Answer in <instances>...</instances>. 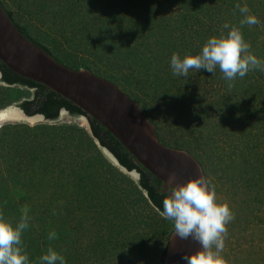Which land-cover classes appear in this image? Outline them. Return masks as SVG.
<instances>
[{
	"label": "rangeland",
	"instance_id": "obj_1",
	"mask_svg": "<svg viewBox=\"0 0 264 264\" xmlns=\"http://www.w3.org/2000/svg\"><path fill=\"white\" fill-rule=\"evenodd\" d=\"M0 2L54 58L115 83L161 143L199 162L217 202L233 214L223 264H264V72L229 82L218 68L185 77L169 66L172 54L196 55L208 38L226 35L225 23L264 60V0ZM237 4L259 23L241 26ZM32 92L0 82V112ZM0 130V215L15 225L29 209L21 250L31 264L49 247L66 264H161L173 223L92 138L86 120L7 118Z\"/></svg>",
	"mask_w": 264,
	"mask_h": 264
},
{
	"label": "water",
	"instance_id": "obj_2",
	"mask_svg": "<svg viewBox=\"0 0 264 264\" xmlns=\"http://www.w3.org/2000/svg\"><path fill=\"white\" fill-rule=\"evenodd\" d=\"M0 60L15 74L49 87L99 122L139 164L162 182V189L167 194L172 185L204 176L199 162L189 152L159 141L156 126L136 100L112 81L86 68L72 69L35 45L20 32L1 3ZM9 109L19 112L20 116H16L19 120H46L41 114L27 115L20 107ZM60 113L67 111L61 109ZM81 118L87 121L85 116ZM103 149L119 168L139 178L136 170L128 171L108 149ZM200 247L191 236L181 238L173 230L167 241L163 264H185L182 254L195 253Z\"/></svg>",
	"mask_w": 264,
	"mask_h": 264
},
{
	"label": "clouds",
	"instance_id": "obj_3",
	"mask_svg": "<svg viewBox=\"0 0 264 264\" xmlns=\"http://www.w3.org/2000/svg\"><path fill=\"white\" fill-rule=\"evenodd\" d=\"M235 7L243 16L241 26L259 23L255 15L249 14L246 5L237 4ZM223 29L228 30L226 35L208 38L196 55L181 57L172 54L169 61L172 75L186 77L190 70L202 69L213 74L218 68L222 78L231 82L237 77H245L254 69L264 72V60L250 52V45L245 42L241 31L228 23L223 25ZM28 211L27 207L22 210L15 225L0 215V264H31L29 256L21 250L22 233L29 227ZM160 215L173 223L178 236H191L201 245L195 253L182 254L185 264H223L219 257L225 247L226 225L233 219V214L227 204L217 202L215 190L206 177L201 175L172 185L163 199ZM55 238V232L48 234L49 240ZM38 264H66V260L49 247L39 257Z\"/></svg>",
	"mask_w": 264,
	"mask_h": 264
},
{
	"label": "trees",
	"instance_id": "obj_4",
	"mask_svg": "<svg viewBox=\"0 0 264 264\" xmlns=\"http://www.w3.org/2000/svg\"><path fill=\"white\" fill-rule=\"evenodd\" d=\"M5 10L7 15L14 22L11 11L7 9ZM15 25L20 30V32L24 36L29 38L35 45L46 51L48 54L52 55L47 47L33 40L27 34L26 30L23 27L19 26L17 23H15ZM56 60L58 59L56 58ZM0 73H1L0 80L6 85H19L31 89L33 91L31 98L25 99L18 104V106L27 115L41 114L45 117L46 120L52 121V120H56L59 116L61 109H64L67 111L69 116L72 117L85 116L88 121L92 138L95 139L102 148L108 149L117 159L120 165L125 167L128 171L131 170L137 171V173L139 174V178L134 180L136 186L146 194V197L150 202V204L159 213L162 211L163 199L167 196V193L164 192L162 189V182L159 179H157L154 175H152L145 167L139 164L134 158V156H132L120 144V142L99 122H97L92 117L88 116L86 112L83 111L81 108H79L74 103L67 100L60 94H57L49 87L15 74L1 60H0ZM0 133H2L1 130ZM166 251H167V244H165V247L159 254L161 264H163L164 262Z\"/></svg>",
	"mask_w": 264,
	"mask_h": 264
},
{
	"label": "bare ground",
	"instance_id": "obj_5",
	"mask_svg": "<svg viewBox=\"0 0 264 264\" xmlns=\"http://www.w3.org/2000/svg\"><path fill=\"white\" fill-rule=\"evenodd\" d=\"M6 112L7 113L0 114V121H3L5 119H7V118H14V119H16L17 117L20 116L19 112H17L18 113L17 114L14 110H11V109H8Z\"/></svg>",
	"mask_w": 264,
	"mask_h": 264
}]
</instances>
